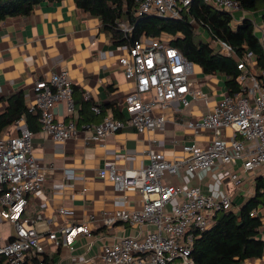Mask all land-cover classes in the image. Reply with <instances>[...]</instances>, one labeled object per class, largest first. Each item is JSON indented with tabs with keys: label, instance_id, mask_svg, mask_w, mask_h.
Listing matches in <instances>:
<instances>
[{
	"label": "built area",
	"instance_id": "2783aa9c",
	"mask_svg": "<svg viewBox=\"0 0 264 264\" xmlns=\"http://www.w3.org/2000/svg\"><path fill=\"white\" fill-rule=\"evenodd\" d=\"M135 1L137 17L156 15L178 19L194 0ZM204 1L214 8L228 11L235 20L238 13L244 12L234 0ZM122 28L129 31L125 25ZM170 41L171 38L166 36L144 37L134 45L124 47L117 65L127 80L135 82V87L121 101L127 114L123 119L104 117L100 123L79 127L73 119L77 109L72 78L62 72L38 80L29 109L40 112L42 132L57 143L82 137L87 144L104 145L106 138L128 127L138 134L163 129L168 121L164 114H155L156 108L165 109L174 101L188 107L191 97L201 95L194 89V64L171 46ZM211 42L223 54L231 56L228 45ZM255 64L256 56L249 51L238 65V69L244 72L240 80L245 93H227L209 114L197 122L186 123L190 131L212 135L208 146L185 144L181 159H169L152 148L147 153L148 166L134 176L121 172L115 164H107L99 171L100 178L111 182L122 194L128 190L139 192L142 208L127 210L123 195L121 207L112 216H91L90 224L112 226L124 222L133 227H153L140 237H125L104 246L100 264H191L195 232L208 230L216 214L233 210V198L229 194L216 197L206 194L200 186H174L168 180L182 173L193 175L219 169L235 187L241 188L246 176L255 186L257 176L264 172V85L254 72L247 73L248 65L253 67ZM60 106L65 108V114L57 118L55 110ZM92 111L95 114L101 112L98 107H92ZM227 129L234 132L228 138L224 136ZM34 137L35 133L20 122L0 137V217L15 228L14 238L3 245L0 243V260L4 258L8 264H23L28 252L45 253L44 234L37 230L36 223L30 227L23 219L28 196L42 190L46 179L53 173L36 158ZM152 143L158 150L166 147L165 141ZM64 173L72 175L74 171L68 169ZM59 211L66 214L64 209ZM257 214L253 212L251 216ZM82 233L90 235L89 224L49 232L47 239L56 247L63 244L71 248L74 239ZM84 264L96 263L86 261Z\"/></svg>",
	"mask_w": 264,
	"mask_h": 264
},
{
	"label": "crops",
	"instance_id": "0c3cea01",
	"mask_svg": "<svg viewBox=\"0 0 264 264\" xmlns=\"http://www.w3.org/2000/svg\"><path fill=\"white\" fill-rule=\"evenodd\" d=\"M236 17L239 21L245 17L254 20L255 33L264 46L262 15L242 12ZM123 49L110 42L99 19L78 8L74 0L46 1L36 6L28 17L0 22V112L5 108L3 100L20 91L26 94L27 106L30 107L38 80L50 78L53 73L66 72L74 83L75 101H90L92 107L104 109L103 118L114 117L111 106L115 104L123 114L121 119L125 118L127 114L121 101L133 92L135 82L127 80L117 65ZM194 66V89L201 95L191 97L188 107L174 101L165 109L156 108V115L164 114L167 118L163 129L138 134L128 127L106 138L104 145L87 144L82 137L57 143L46 137L42 129L34 132V154L40 164L51 168L53 173L46 179L42 190L28 196L29 203L23 219L30 227L36 223L37 230L44 234L43 255L51 264H84L86 261L100 264L104 246L125 237H140L153 229L151 226L133 227L124 222H116L112 226L90 224L91 216H112L121 207L123 195L127 210L142 208L139 192L128 190L122 194L111 182L100 178L99 171L107 164H115L121 172L134 176L148 166L147 153L152 148L169 159H181L184 157L183 145H209L212 140L210 133L190 131L186 123L202 119L223 99L227 94L225 78L207 76L199 66V69ZM76 109L73 119L79 127L103 120L89 122L87 115L79 113L81 107L76 106ZM55 114L57 118H62L65 108L58 107ZM66 118L69 119V116ZM20 125L25 126L26 121H20ZM233 133L232 129H227L224 136L228 138ZM156 140L165 141L166 147L158 150L152 143ZM68 169L74 174L65 175ZM260 176H264V172L257 178ZM246 179L248 192L245 194L249 200L254 194V185L248 176ZM168 182L174 186H200L206 194L216 197L228 195L231 184L219 169L193 175L182 173ZM237 201L234 197L233 210L242 207L236 206ZM60 209H64L66 214H60ZM260 215L264 224V210L260 211ZM84 224H89L90 235L79 234L71 248L63 244L56 247L47 239L49 232ZM14 235L13 225L0 217V243L9 242ZM261 235L264 237V227ZM244 264H264V257Z\"/></svg>",
	"mask_w": 264,
	"mask_h": 264
},
{
	"label": "trees",
	"instance_id": "16d2710c",
	"mask_svg": "<svg viewBox=\"0 0 264 264\" xmlns=\"http://www.w3.org/2000/svg\"><path fill=\"white\" fill-rule=\"evenodd\" d=\"M58 3L63 0H0V22L11 18L28 17L35 7L43 2ZM78 8L97 17L110 42L118 47H130L142 38H171L170 45L178 49L188 61L199 66L207 76L225 78V87L230 95L245 93L241 82L243 71L238 65L245 60L250 51L256 56V64L248 65L247 73L254 72L264 85V46L255 33V22L245 17L237 22L225 10L214 8L204 0H194L188 9L182 11L181 18H165L156 15L136 16L135 0H74ZM244 12L262 15L264 23V0H234ZM129 28L125 32L122 28ZM206 32L209 39L204 37ZM228 45L231 56L223 54L210 41ZM5 108L0 112V137L8 129L25 120L33 132L41 129L40 112L30 110L23 91L14 93L3 100ZM81 107L79 113L87 115L89 122H100L105 110L100 114L92 111L90 101H76ZM114 118L121 119L123 114L118 106H113ZM18 135V133H16ZM264 209V176L255 181L253 196L241 207L240 211L221 212L214 217L213 225L204 232H195L194 248L190 256L191 264H244L247 261L264 257V237L261 235ZM257 212L256 216H251ZM51 264L43 254L28 252L23 264ZM0 264H8L4 258Z\"/></svg>",
	"mask_w": 264,
	"mask_h": 264
},
{
	"label": "rangeland",
	"instance_id": "374dc122",
	"mask_svg": "<svg viewBox=\"0 0 264 264\" xmlns=\"http://www.w3.org/2000/svg\"><path fill=\"white\" fill-rule=\"evenodd\" d=\"M199 31H201L202 32V30H200L199 29ZM202 33H204V37L206 38V39H209V36H208V34L206 33V32H202ZM260 36L262 35V33H260L259 34ZM210 41H212L211 39H210ZM196 68L197 69H199V67L198 66H196ZM229 187H230V195H231V197L234 199V197H236V201H237V204H236V206L237 205H239V207H241V206H243L247 201H248V198H247V195L245 194L246 192H248V190H246V189H248V187L247 186H245V184H243L242 186H241V188L240 187H235V186H233V184H229ZM246 187V188H245ZM249 189H251V185L249 186ZM242 191L241 193H239V191ZM242 193H243V195H242ZM240 208H238V207H235L234 208V212H238L237 210H239ZM259 260V259H258ZM255 261V260H254ZM176 264H181L180 262H177Z\"/></svg>",
	"mask_w": 264,
	"mask_h": 264
}]
</instances>
